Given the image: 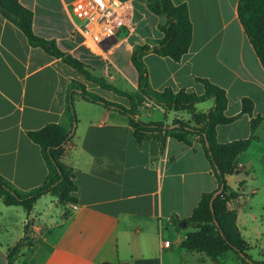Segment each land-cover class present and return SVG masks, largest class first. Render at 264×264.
I'll return each instance as SVG.
<instances>
[{
    "label": "crops",
    "instance_id": "1",
    "mask_svg": "<svg viewBox=\"0 0 264 264\" xmlns=\"http://www.w3.org/2000/svg\"><path fill=\"white\" fill-rule=\"evenodd\" d=\"M73 1L18 0L31 12V32L44 46L31 45L0 9V176L20 192L39 185L46 174L40 149L26 132L47 124L69 130L66 96L72 81L87 91L96 89L94 93L106 101L129 106L126 97L100 88L46 47L79 60L104 83L137 93L132 48L152 46L163 36L158 29L161 18L148 9L147 0H121L130 4L128 26H120L101 43L99 52H91L73 32L77 23L69 10ZM170 1L186 6L190 44L178 61L153 52L143 54L147 83L154 90L168 87L197 94L202 93V86L196 78L221 87L226 96L225 116H238L215 126L219 143L246 138L250 120L259 117L255 138L236 158L241 167L225 181L237 193L226 207L236 210L235 224L249 246L248 255L255 253L259 259L251 258L261 261L264 68L237 19L238 0ZM243 98L251 102L250 114H239ZM212 105L209 98L187 111L154 105L142 96L135 118L169 127L175 119L198 126L192 114H205ZM72 107L76 122L60 161L72 169L76 202L61 204L46 193L25 213L20 206H7L0 200V264H6L8 250L17 243L11 264H212L203 252L179 247L186 233L194 230L185 219L201 194L216 188L198 136L189 135L188 144L169 136L162 144L152 137L137 141L127 117L117 110L86 101L77 91ZM181 221L185 226L179 225ZM218 261L244 264L231 250L218 256Z\"/></svg>",
    "mask_w": 264,
    "mask_h": 264
},
{
    "label": "trees",
    "instance_id": "2",
    "mask_svg": "<svg viewBox=\"0 0 264 264\" xmlns=\"http://www.w3.org/2000/svg\"><path fill=\"white\" fill-rule=\"evenodd\" d=\"M0 6L14 15L11 21L31 45H45L41 38L32 34L31 12L22 7L18 0H0ZM147 7L161 18L158 29L163 33V36L152 46L135 45L132 48L130 59L137 73V93L121 91L104 83L101 78L90 75L79 60L62 54L52 46L46 47L48 52L60 56L66 64L100 88L112 90L116 94L126 97L129 106L126 108L118 103L106 101L99 95L85 90L83 85L72 81L66 96V111L69 112L71 120L69 130H63L56 124H47L40 129L26 132L28 139L38 145L46 165V174L43 180L36 187L20 192L0 176V200L7 206H20L25 213L29 212L37 198L46 193L55 196L61 204L76 202L74 196L76 186L73 181L72 169L60 161V155L64 143L71 137L76 122L72 107V95L77 91L86 101L111 107L124 114L127 117L128 125L132 128V135L137 141L152 137L162 144L165 137L169 136L188 144L187 137L192 134L197 135L212 170L216 188L211 192L201 194L190 216L185 219L186 224L194 225V230L186 233L179 243V247L185 251L203 252L212 264H220L218 256L227 250L236 254L244 264H264V250L261 251V261L253 260L247 253L249 246L241 237L235 224L236 210L226 207V202L236 198L237 193L231 190L225 181L227 175L236 172V158L255 138L253 131L259 122V117L250 120L249 135L246 138L219 143L215 140V126L227 124L238 116H225L226 96L221 87L207 79L196 78V81L202 86L200 94L183 89L172 91L168 87L162 90L150 88L145 75L142 55L153 52L156 55L178 61L190 44L191 24L183 3L173 4L170 0H147ZM236 13L248 42L261 67L264 68V0H238ZM141 95L154 105L172 109L190 111L195 103L209 98L212 99L213 105L205 114H192L193 121L200 125L190 126L187 122L175 119L172 121L174 125L169 127L160 122L144 123L135 118L136 107L142 100ZM250 112L251 102L243 98L239 114H250ZM18 248L19 243L8 250L6 264H11L17 255ZM100 264L125 263L104 261Z\"/></svg>",
    "mask_w": 264,
    "mask_h": 264
},
{
    "label": "built area",
    "instance_id": "3",
    "mask_svg": "<svg viewBox=\"0 0 264 264\" xmlns=\"http://www.w3.org/2000/svg\"><path fill=\"white\" fill-rule=\"evenodd\" d=\"M73 32L81 36V44L91 52H99L103 41L113 37L120 26L127 25L130 4L121 0H74L70 5ZM148 105V103H145ZM241 167L237 164L235 169ZM164 241L163 245L167 246Z\"/></svg>",
    "mask_w": 264,
    "mask_h": 264
},
{
    "label": "water",
    "instance_id": "4",
    "mask_svg": "<svg viewBox=\"0 0 264 264\" xmlns=\"http://www.w3.org/2000/svg\"><path fill=\"white\" fill-rule=\"evenodd\" d=\"M0 9H1L4 13H6L11 19L14 18V15H13L12 13L8 12L4 7L0 6ZM213 196H214V195H213ZM213 196H212V198H213ZM212 198L210 199V202H209V207H210V209H211V200H212ZM179 225H181V226H185V222H184V221H181V222L179 223ZM23 238H24V236H23Z\"/></svg>",
    "mask_w": 264,
    "mask_h": 264
},
{
    "label": "rangeland",
    "instance_id": "5",
    "mask_svg": "<svg viewBox=\"0 0 264 264\" xmlns=\"http://www.w3.org/2000/svg\"><path fill=\"white\" fill-rule=\"evenodd\" d=\"M78 22V21H77ZM92 86H94V85H91V87ZM92 88H94V87H92ZM93 90V89H92ZM96 89H94L92 92L94 93V91H95ZM240 174V176L242 175V172H240L239 173ZM190 228V227H189ZM23 238V237H22ZM250 255H251V257L253 258V259H255V260H258L259 259V257H257V255H255V253H249Z\"/></svg>",
    "mask_w": 264,
    "mask_h": 264
}]
</instances>
